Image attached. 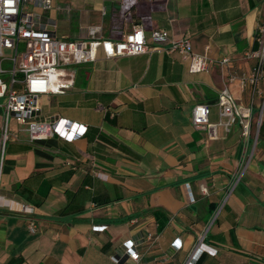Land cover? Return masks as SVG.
Instances as JSON below:
<instances>
[{
  "label": "crops",
  "instance_id": "1",
  "mask_svg": "<svg viewBox=\"0 0 264 264\" xmlns=\"http://www.w3.org/2000/svg\"><path fill=\"white\" fill-rule=\"evenodd\" d=\"M51 4L40 16L61 40L87 39L99 26L101 38L118 41L139 24L149 47L113 58L99 49L93 62L74 66L71 88L40 98L44 116L85 124L83 137L9 138L1 194L33 213L0 206V264H264V66L256 86L241 79L256 65L247 54L258 47L264 0ZM156 29L188 38L210 58L208 71L190 72L165 45L154 49ZM223 89L252 108L256 141L243 140L236 124L215 139L193 128L196 104L218 120ZM129 241L137 261L123 255Z\"/></svg>",
  "mask_w": 264,
  "mask_h": 264
},
{
  "label": "built area",
  "instance_id": "2",
  "mask_svg": "<svg viewBox=\"0 0 264 264\" xmlns=\"http://www.w3.org/2000/svg\"><path fill=\"white\" fill-rule=\"evenodd\" d=\"M27 5L40 7L44 12L52 7L51 0H0V206L25 214H32L33 207L11 198L4 199L1 194V176L5 163V151L10 138L9 122L14 119L23 126L30 142L42 141L58 136L67 141L83 137L87 126L59 116L47 117L41 113L40 98L45 95L64 93L74 84V66L93 62L100 49L107 58L135 56L148 50V40L141 25H134L121 40L112 41L98 35L99 26H90L87 39L61 40L42 21L40 14L29 10ZM54 27V25H53ZM255 39L258 47L249 51L247 57L256 59L251 74L242 77L243 82L256 86L264 66V22L256 28ZM150 41L154 49L163 48L167 53L179 54L189 62L190 72H207L210 58L207 54L194 53L188 38H172L167 31L153 30ZM227 62L223 58L220 63ZM233 79V78H232ZM218 120H209L210 108L206 104H196L191 110L194 129L203 130L208 138H218L217 130L229 132L233 125L240 128V136L248 141H256L252 135V108L236 103L227 89L218 94ZM259 125V120L258 124ZM252 135V136H251ZM255 143V142H254ZM205 192V188L201 187ZM218 210L212 219L216 218ZM27 228L35 233L37 220L29 218ZM105 226L95 225L94 230ZM204 235L199 238L198 247L206 251ZM146 239H150L148 236ZM123 255L134 261L139 260L135 243L129 241L123 246ZM114 262L118 256H111ZM187 262L186 264H188Z\"/></svg>",
  "mask_w": 264,
  "mask_h": 264
},
{
  "label": "rangeland",
  "instance_id": "3",
  "mask_svg": "<svg viewBox=\"0 0 264 264\" xmlns=\"http://www.w3.org/2000/svg\"><path fill=\"white\" fill-rule=\"evenodd\" d=\"M29 10H32L34 12L37 13H43L44 11L38 7V6H33V5H27ZM9 133H10V137H17L19 139H27L28 138V134L23 131V126L19 125L13 118L10 119L9 122Z\"/></svg>",
  "mask_w": 264,
  "mask_h": 264
}]
</instances>
